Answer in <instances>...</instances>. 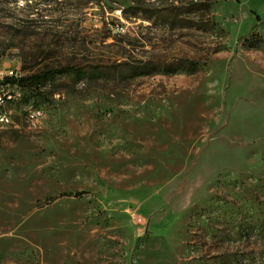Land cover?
I'll return each mask as SVG.
<instances>
[{
  "label": "rangeland",
  "instance_id": "obj_1",
  "mask_svg": "<svg viewBox=\"0 0 264 264\" xmlns=\"http://www.w3.org/2000/svg\"><path fill=\"white\" fill-rule=\"evenodd\" d=\"M177 2L0 0V68H75L7 106L0 264H264V0Z\"/></svg>",
  "mask_w": 264,
  "mask_h": 264
},
{
  "label": "built area",
  "instance_id": "obj_2",
  "mask_svg": "<svg viewBox=\"0 0 264 264\" xmlns=\"http://www.w3.org/2000/svg\"><path fill=\"white\" fill-rule=\"evenodd\" d=\"M121 16V11L118 12ZM116 33H121L123 29L122 22L113 25ZM23 74L20 70L10 68H0V126L5 127L11 125L14 120L12 112L7 109L8 104L12 103V98L23 99V84L21 78ZM41 112L39 110H32L30 117L39 119Z\"/></svg>",
  "mask_w": 264,
  "mask_h": 264
},
{
  "label": "trees",
  "instance_id": "obj_3",
  "mask_svg": "<svg viewBox=\"0 0 264 264\" xmlns=\"http://www.w3.org/2000/svg\"><path fill=\"white\" fill-rule=\"evenodd\" d=\"M198 1L199 0H196V2H193V3H195V5H198ZM176 2H177V0H176ZM150 6H151V8L146 10V13H149V15L146 16V19L149 21H151L153 19V17H156V19L159 20L160 17H162V16H159L160 15L159 12L165 13V11H171V12H175L174 16H179V13L177 11H179V10L182 11L181 6L179 4H176V3L172 4L169 8H163L161 6L153 7V4ZM165 15H166V17L168 16V14H165ZM191 64L195 65L196 62L192 61ZM194 67L196 69V66H194ZM74 69L75 68H72V67H61V68H48L47 67V68H44L42 70H38L34 73H31L27 76H23L21 78V82L23 85L28 83L29 85L33 86L35 89H38L42 84L55 80L59 74L66 72V71L72 72ZM80 71H83V70H80ZM82 193L83 192H77L75 194H66V195L80 196V195H82Z\"/></svg>",
  "mask_w": 264,
  "mask_h": 264
}]
</instances>
